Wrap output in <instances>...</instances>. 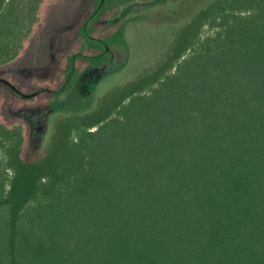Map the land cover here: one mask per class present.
<instances>
[{
	"label": "trees",
	"instance_id": "trees-1",
	"mask_svg": "<svg viewBox=\"0 0 264 264\" xmlns=\"http://www.w3.org/2000/svg\"><path fill=\"white\" fill-rule=\"evenodd\" d=\"M107 6L0 0L7 109L56 108L77 61L106 57L89 25ZM172 36L162 58L150 36L154 67L113 85L128 48L37 145L1 114L0 264H264V0L206 3Z\"/></svg>",
	"mask_w": 264,
	"mask_h": 264
},
{
	"label": "rangeland",
	"instance_id": "rangeland-1",
	"mask_svg": "<svg viewBox=\"0 0 264 264\" xmlns=\"http://www.w3.org/2000/svg\"><path fill=\"white\" fill-rule=\"evenodd\" d=\"M215 1L221 0H105L110 19L108 21L94 20L90 23L89 29L94 36L106 38L108 41L106 57L96 62L77 61L78 74L75 84L70 91L54 103L56 108L46 110L51 102L47 103L46 98L42 97L40 103L44 102L43 105L38 103L32 107L27 106V109L19 112L14 109L12 113L6 108L10 102L0 86V116L3 113L7 119L11 118L10 115L21 117L16 120L17 126L23 131L26 129L32 144L37 145L45 126L51 122L50 115L74 113L86 106L90 86L102 77L123 67L127 63L128 48L138 49L139 52L134 55L135 61L127 64L125 71L116 78L113 85H124L134 80L137 75L148 73L149 69L154 67L157 63L155 57L154 59L152 55L149 57V47L151 49L153 43V40L149 42L150 36L154 33L159 34L160 46L155 56L162 58L168 52L172 34L189 17L190 13L206 3H215ZM206 34L207 28L203 27L201 36ZM70 40L73 47L80 43L76 36H71ZM84 51L94 54L98 52V49L93 45H85ZM62 70L63 65L61 69L57 65H51L47 75L51 77ZM36 73V77L44 74L40 70ZM2 123L6 127L7 123L4 119Z\"/></svg>",
	"mask_w": 264,
	"mask_h": 264
}]
</instances>
